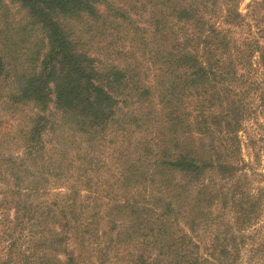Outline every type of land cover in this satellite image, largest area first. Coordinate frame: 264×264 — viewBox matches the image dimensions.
Returning <instances> with one entry per match:
<instances>
[{"label":"trees","instance_id":"obj_1","mask_svg":"<svg viewBox=\"0 0 264 264\" xmlns=\"http://www.w3.org/2000/svg\"><path fill=\"white\" fill-rule=\"evenodd\" d=\"M5 1L0 0V7L5 5ZM131 1V7H116L108 0H10L19 3L41 24L44 39L38 43L40 47L37 51L25 57L23 67H20L21 63L16 58L18 69L11 51L0 52V99L14 104L18 109L38 110V113L30 116L28 130L22 135L25 156L10 154L7 173L18 189L22 182L30 189L40 188L46 182L44 175L52 170L48 163L53 154L62 159L63 168L78 136L91 147L99 139L97 136L112 122H118L122 128H126L132 121L140 126L139 121L143 123L151 120L150 105L155 103L159 106L161 123L158 129L161 131L156 132L155 136L158 137L142 138L137 142L143 153L149 156V162L146 165L139 163L135 180L145 182L149 177L158 176L161 184L169 186V192L154 199L158 204L156 209L149 210L145 204L143 207L120 205L131 213L130 224L137 235L148 237L149 233L143 227L150 228L151 239L157 248L156 257L145 258L140 253L135 264H160L163 257H171L166 264H239L238 257L246 246L245 242L240 245L239 240L233 238L235 244L233 241L231 248L223 243L217 252L212 253L210 260H204L198 251L199 244L186 236L177 242L169 232L174 221L179 223L185 220L192 230L197 225H206L212 218L210 205L224 193V189L216 183L215 186L206 183L205 177L216 175L221 180H228L239 169L230 159L231 154L236 152L233 144L232 149H227V152L231 151L230 157L222 160L219 152L214 156L208 155L211 149H207L209 145L203 141L204 138L198 137V143L191 140L193 132L213 139L215 133L210 130L214 127L221 129L218 130L220 135H229L230 143L239 140L237 132L242 106L226 100L228 92L223 98L221 88H217L223 80L226 82L231 79L230 74L235 69L233 63L232 67H228L227 62H224V53H228L231 46L228 34L218 30L207 17L213 11V6L218 5V0ZM133 14L139 15L141 19L149 15L148 21L153 28L151 34L154 35L152 44L155 47L144 39L143 43L146 50L152 52L155 67L153 75L160 88L146 83L150 72L148 69V72L142 70L143 66L134 52L124 53L119 64L107 63L91 54L87 47L88 41L84 39L85 30L96 28L105 36L107 25L112 23L113 28L117 24L121 27L127 23L137 35L138 20ZM227 20L246 24V19L237 10L236 1L228 5ZM260 31L264 37V28ZM245 43L249 53L247 59L260 50V59L264 64V47L258 43L254 45L249 40ZM11 74L14 81L3 83ZM154 90H158L160 102L154 101ZM186 96L199 99L202 105L198 108V115H182L181 104ZM225 101L229 115L226 116L222 110H212L222 105L217 103ZM51 105L55 112L49 109ZM44 111L53 114L58 111L62 117L50 120L41 116ZM192 119L196 126L199 124L195 131L189 127ZM65 121L71 125V135L63 130ZM183 133L190 140L186 141ZM50 144L52 146L48 147ZM84 159L87 166H98L92 164L93 160L89 156ZM126 163L125 170L135 172L131 160L127 159ZM23 172L26 173L25 177L28 176L27 181L23 180ZM263 193L264 190L255 196L247 195V199L243 197V192L234 196L238 208L236 222L240 230L247 229L261 219ZM29 211L25 206L24 217L31 215ZM64 211L65 218H68L67 211L75 218L83 214L79 213L76 204H68ZM153 213L158 214V223L150 219ZM89 216L93 217V214ZM67 224H62L60 231L51 230L55 251L65 250ZM85 227L81 228L80 223L75 225V240L83 236ZM122 235L124 233L120 231L119 237ZM255 246L261 248L252 245L250 251ZM100 260H103L102 257ZM45 261L49 264L48 259ZM57 261L59 264H79L74 255L67 261L60 258ZM57 261L50 264H56Z\"/></svg>","mask_w":264,"mask_h":264},{"label":"rangeland","instance_id":"obj_2","mask_svg":"<svg viewBox=\"0 0 264 264\" xmlns=\"http://www.w3.org/2000/svg\"><path fill=\"white\" fill-rule=\"evenodd\" d=\"M108 1L116 7L132 5L131 0ZM234 1L237 3V10L246 19V24H240V19L237 23L226 21L228 5ZM134 17L138 20L137 35L127 23L121 27L117 24L115 28L112 23L107 25L105 36L96 28L85 30L84 39L88 41L87 47L91 54L101 57L107 63L119 64L124 53L134 52L143 66L142 70L150 72L146 83L160 88L153 75L155 67L152 63V52L146 50L143 43L144 39L155 47L152 44L154 35L151 34L153 28L148 21L149 15L142 16L143 20L139 15ZM207 17L218 30L227 33L231 40L229 52L224 53V62H227L228 67H232L233 63L235 69L230 74L231 79L226 82L223 80L217 88H221L223 98L228 92L229 97L225 99L242 106L237 132L239 140L230 143V136L220 135L218 130L221 129L218 127L210 130L215 133L213 139L193 132L194 137L191 140L198 143V137L204 138L203 141L209 145L207 149H211L208 155L214 156L219 152L222 160L230 157L231 151L227 152V149H232L233 144L236 152L231 154L230 159L239 169L228 180H221L216 175L205 177L206 183L213 186L216 183L219 188L222 186L224 189V193L210 205L212 218L206 225H197V228L192 230L185 220L179 223L174 221L169 232L175 236L176 241L183 236L194 240L199 244L198 251L204 260H210L212 253L217 252L223 243H227L231 248L233 238H236L240 245L241 242L246 243L238 257L239 264H264V210L261 219L246 227L247 229L240 230L236 222L238 208L234 199V196L242 192L245 193L243 197L247 199V195L255 196L264 190V64L260 59V50L247 59L249 53L245 43L249 40L254 45L258 43L264 47V37L260 31L264 28V0H218V5L213 6V11L208 13ZM42 39L44 31L41 24L19 3L6 0L5 5L0 7V52L11 51L16 65L17 58L18 63H21L20 67H23L25 57L39 49L38 43ZM11 80L14 81L12 74L4 79L3 83H9ZM153 97L157 103L158 90L153 91ZM183 102L182 115H198V108L202 104L197 97L186 96ZM226 102L217 103L222 105H217L212 110H222L226 116L229 115ZM49 109L55 112L53 105ZM150 109L153 118L147 120L148 122L139 121L140 126H136L132 121L126 128H122L118 122H112L97 136L99 139L95 140L91 147L78 136L63 168L62 159L58 155L53 154L50 158L48 164L52 170L44 175L46 182L43 186L30 189L22 182L18 189L7 173V166L11 161L10 154L15 157L25 156L22 135L28 130L30 116L38 113V110L21 107L18 109L14 104L0 99V264H48L45 261L47 259L50 264L59 258L67 261L71 255L78 259L79 264H135L140 253L145 258L156 257L157 248L151 239L150 228L145 225L143 227L149 233L148 237L137 235V231L130 224L131 213L120 206L148 205L149 210L156 209L158 204L154 199L169 192V186L161 184L158 176L149 177L145 182L135 180L139 163L146 165L149 162V156L143 153L137 142L142 138L158 137L155 135L161 123L159 106L154 103L150 105ZM41 116L58 120L62 113L44 111ZM190 121L189 127L195 131L199 124L196 126L194 119ZM63 125L65 133L71 135V125L67 121ZM183 135L186 141L190 140L184 133ZM51 146L52 144L48 147ZM85 156L92 158V164L98 166H87ZM127 159L131 160L135 172L125 170ZM25 174L23 172L22 177L27 181L28 176L25 177ZM68 204H76L79 213H83L82 216L75 218L67 211L68 218H65L64 209ZM25 206L31 215L24 217ZM89 214H93V217ZM158 217L157 213L150 214V219L156 223ZM66 223L68 224L65 231L68 237L65 240V250L55 251L51 230L60 231L61 225ZM77 223H80L81 228L86 226L79 240H75L73 236ZM120 231L124 233L121 237ZM80 243L82 245H79ZM252 245L261 248L255 246L250 251ZM100 257L103 260H100ZM170 259L171 257H163L160 264H166Z\"/></svg>","mask_w":264,"mask_h":264}]
</instances>
